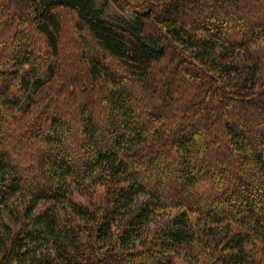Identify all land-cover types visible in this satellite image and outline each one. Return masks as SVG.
Returning <instances> with one entry per match:
<instances>
[{
    "label": "trees",
    "instance_id": "trees-1",
    "mask_svg": "<svg viewBox=\"0 0 264 264\" xmlns=\"http://www.w3.org/2000/svg\"><path fill=\"white\" fill-rule=\"evenodd\" d=\"M113 2L0 0V264H264V0Z\"/></svg>",
    "mask_w": 264,
    "mask_h": 264
},
{
    "label": "rangeland",
    "instance_id": "rangeland-1",
    "mask_svg": "<svg viewBox=\"0 0 264 264\" xmlns=\"http://www.w3.org/2000/svg\"><path fill=\"white\" fill-rule=\"evenodd\" d=\"M91 6L99 16L117 27H129V25H131L130 23L133 22L135 18L131 12L120 10L113 0H91ZM67 30L68 29H66V31ZM250 52L253 57H264V41L252 48ZM239 61L242 62L241 58ZM160 220H162V217ZM205 250H202V255L196 257L194 255H189L180 258L178 264H201L205 258Z\"/></svg>",
    "mask_w": 264,
    "mask_h": 264
}]
</instances>
